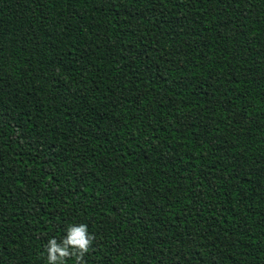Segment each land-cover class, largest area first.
<instances>
[{
  "label": "trees",
  "instance_id": "obj_1",
  "mask_svg": "<svg viewBox=\"0 0 264 264\" xmlns=\"http://www.w3.org/2000/svg\"><path fill=\"white\" fill-rule=\"evenodd\" d=\"M79 223L86 264H264V0H0V264Z\"/></svg>",
  "mask_w": 264,
  "mask_h": 264
},
{
  "label": "clouds",
  "instance_id": "obj_2",
  "mask_svg": "<svg viewBox=\"0 0 264 264\" xmlns=\"http://www.w3.org/2000/svg\"><path fill=\"white\" fill-rule=\"evenodd\" d=\"M65 231L66 234L61 239L52 237L47 241V264H66L68 259H74L75 264H86L84 257L95 239L87 224H70Z\"/></svg>",
  "mask_w": 264,
  "mask_h": 264
}]
</instances>
